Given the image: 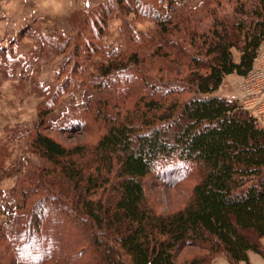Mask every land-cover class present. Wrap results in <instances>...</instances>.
<instances>
[{
	"label": "trees",
	"instance_id": "obj_1",
	"mask_svg": "<svg viewBox=\"0 0 264 264\" xmlns=\"http://www.w3.org/2000/svg\"><path fill=\"white\" fill-rule=\"evenodd\" d=\"M166 2L164 12L148 13L158 26V40L150 39L157 77L123 113L97 106L108 125L95 143L49 135L57 94L41 103L28 132L39 162L27 160L11 190L0 264H209L221 254L251 264V251L264 257V127L239 99L217 93L227 75L253 69L264 0H236L231 15L217 11L224 0ZM131 57L119 53L99 66L105 86ZM145 68L141 83L149 86ZM185 164L199 172L191 194L178 208L158 210L147 177ZM185 248L191 253L179 261Z\"/></svg>",
	"mask_w": 264,
	"mask_h": 264
},
{
	"label": "rangeland",
	"instance_id": "obj_2",
	"mask_svg": "<svg viewBox=\"0 0 264 264\" xmlns=\"http://www.w3.org/2000/svg\"><path fill=\"white\" fill-rule=\"evenodd\" d=\"M235 1L224 0L223 7H216L218 13L225 8L231 15ZM129 7L117 0H0V224L9 218L11 190L23 176L26 161L39 162L25 135L42 102L57 94L49 114L56 130H46L49 135L69 145L95 143L108 125L103 113L97 117V106L114 116L150 90L157 77L150 39L158 40V26L148 13L164 12L167 2L140 0ZM119 53H130L131 60L105 86L98 68ZM233 53L237 60L240 51L234 48ZM141 68L149 86L141 83ZM230 81L227 78L224 87ZM169 174L147 177L149 198L160 211L183 205L199 177L194 164ZM190 253L185 248L178 260Z\"/></svg>",
	"mask_w": 264,
	"mask_h": 264
},
{
	"label": "built area",
	"instance_id": "obj_3",
	"mask_svg": "<svg viewBox=\"0 0 264 264\" xmlns=\"http://www.w3.org/2000/svg\"><path fill=\"white\" fill-rule=\"evenodd\" d=\"M240 102L258 119H264V45L258 50L253 69L242 80Z\"/></svg>",
	"mask_w": 264,
	"mask_h": 264
},
{
	"label": "crops",
	"instance_id": "obj_4",
	"mask_svg": "<svg viewBox=\"0 0 264 264\" xmlns=\"http://www.w3.org/2000/svg\"><path fill=\"white\" fill-rule=\"evenodd\" d=\"M239 58L237 60H239ZM227 78H229V80H231L232 82L230 81V85L224 87ZM242 80L243 77L238 76L236 74L227 75L225 81L223 82L217 93L219 95H224L230 98L239 99L241 97L240 96L241 91L239 85L241 84ZM259 122L260 125L264 127V119L263 121L259 120ZM25 137L29 140L28 132L26 133ZM262 242L264 244V239L262 240ZM249 255H250L251 264H264V257L261 254L251 251ZM209 264H232V263L230 262L226 254H221L218 257H216L214 260H212ZM239 264H247V263L245 261H241Z\"/></svg>",
	"mask_w": 264,
	"mask_h": 264
}]
</instances>
